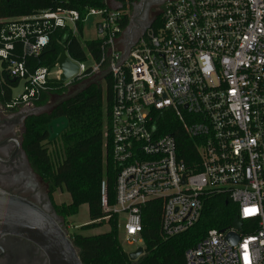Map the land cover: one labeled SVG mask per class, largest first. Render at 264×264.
<instances>
[{
	"label": "built area",
	"instance_id": "obj_1",
	"mask_svg": "<svg viewBox=\"0 0 264 264\" xmlns=\"http://www.w3.org/2000/svg\"><path fill=\"white\" fill-rule=\"evenodd\" d=\"M77 1L84 4L80 10L0 19V78L10 86L9 106H33L49 81L59 80L56 63L33 71L26 66V59L37 60L55 37L77 66L63 85L96 74L111 82L115 202L108 204L103 179L102 220L115 215L118 223L123 215L125 240L137 238L143 247L141 213L147 204L161 202L160 231L168 239L200 221L208 197L226 196L236 206L240 228L231 223L208 230L185 252V264H264V0H167L161 26H150L126 54L122 40L129 22L123 29L122 20L127 15L130 21L138 1L130 12L129 0ZM89 15L101 19L99 60L87 54L78 62L67 46L74 39L85 42ZM20 81L22 92L14 97ZM163 119L196 140L192 169L178 158L174 138L160 132Z\"/></svg>",
	"mask_w": 264,
	"mask_h": 264
},
{
	"label": "trees",
	"instance_id": "obj_2",
	"mask_svg": "<svg viewBox=\"0 0 264 264\" xmlns=\"http://www.w3.org/2000/svg\"><path fill=\"white\" fill-rule=\"evenodd\" d=\"M129 0V12L132 3ZM83 3L77 0H0V19L27 16L40 10L57 8L82 9ZM91 5V4H90ZM129 15V14H128ZM123 29L128 25L129 17H123ZM161 26L160 17L151 28ZM46 48L45 54L37 61L26 59V66L33 71L38 66L52 68L60 53L56 44ZM100 44L82 42L79 39L70 41L67 46L69 56L78 61L91 60L98 62ZM88 76L75 81L69 86L56 80L48 83V89L32 103L33 107L50 106V109L37 116H31L25 122L24 150L34 173L47 185L49 195L60 191L67 193L69 203L55 206L57 217L66 222L77 215L79 208L86 205L90 223L81 230H90L104 225L105 215L100 208V185L106 180L108 204L115 202L114 182L115 169L110 157V138L108 134V115L111 100V82L107 75L99 78ZM93 77V78H92ZM1 88L5 101L11 98L7 80L1 79ZM89 80V81H88ZM88 81L81 89L71 95L68 89ZM103 85H105L103 87ZM65 118L67 128L60 135L49 141L47 125L55 119ZM160 132L171 135L176 143L177 156L187 168L192 169L197 162L196 140L186 136L173 120L159 121ZM58 141V153H50L47 145ZM237 213L236 206L226 196L212 195L204 201L200 221L189 231L165 239L160 231L161 202L147 204L141 215V238L144 252L137 260L131 261L128 253L122 250L117 240V217L110 216L107 221L109 231L94 236L78 233L70 239L78 251L82 264H185V252L197 244L208 230H223L229 227ZM98 221V222H97Z\"/></svg>",
	"mask_w": 264,
	"mask_h": 264
},
{
	"label": "flooded vegetation",
	"instance_id": "obj_3",
	"mask_svg": "<svg viewBox=\"0 0 264 264\" xmlns=\"http://www.w3.org/2000/svg\"><path fill=\"white\" fill-rule=\"evenodd\" d=\"M166 1L142 0L137 10L131 11V32L126 37L129 43L143 33L142 27L152 26L161 16ZM1 81L0 78V190L48 210V201L51 203L48 187L34 173L24 150L25 122L35 107H10L5 101ZM41 109L42 114L50 106ZM0 264L46 262L41 251L32 243L15 236H0Z\"/></svg>",
	"mask_w": 264,
	"mask_h": 264
},
{
	"label": "water",
	"instance_id": "obj_4",
	"mask_svg": "<svg viewBox=\"0 0 264 264\" xmlns=\"http://www.w3.org/2000/svg\"><path fill=\"white\" fill-rule=\"evenodd\" d=\"M141 1L139 0L137 4L132 6V11L139 8ZM131 21L132 17H130L129 25L123 33L122 43L125 54L151 26L142 27L143 33L129 43L126 37L131 32ZM127 43L128 45L125 46ZM52 44L54 45L55 42ZM45 52L43 51L37 57V61ZM55 63L61 70L58 80L60 84H64L77 72V66L66 57L62 48H60V54ZM8 82L12 84L15 80ZM41 111V108H34L30 111L29 116H37ZM66 128L67 121L65 118L52 120L47 125L48 140H54ZM62 225V220L55 214L50 201H48V210H44L23 198L12 196L0 190V236H15L32 243L41 251L46 264H82L77 249ZM240 225L241 221L235 217L232 226L239 229ZM236 242L237 238H232V243L235 244ZM143 252L144 248L139 247L134 252L128 253V258L135 261L143 255Z\"/></svg>",
	"mask_w": 264,
	"mask_h": 264
},
{
	"label": "rangeland",
	"instance_id": "obj_5",
	"mask_svg": "<svg viewBox=\"0 0 264 264\" xmlns=\"http://www.w3.org/2000/svg\"><path fill=\"white\" fill-rule=\"evenodd\" d=\"M101 19L100 17L96 15H89L83 24V41L85 42H96L100 37L96 31V25L100 23ZM91 62H86V66H90ZM96 76L99 78L101 75L96 74ZM96 76H94L96 78ZM93 78V77H92ZM89 81V80H88ZM88 81H85L81 84H78L74 87H71L68 89V94L65 96L71 95L75 91L81 89ZM22 86L23 82L20 81L15 88L12 90V94L14 97L18 96L22 92ZM105 85H103L104 87ZM42 112V111H41ZM41 114V113H40ZM56 139V138H55ZM58 141L51 145H47V149L50 153L56 152L58 153ZM51 200L52 203L55 206H61V205H66L69 203L70 199L67 193H62L60 191H56L51 195ZM90 223V219L88 216V208L86 205H82L79 210L77 215L70 217L66 220V222H62L63 228L67 231L68 236L72 235L73 233H78L84 236H94L98 235L101 233H106L109 231V225L107 222H104V225L95 228V229H90V230H81V227L88 225ZM124 225H125V219L123 215L118 216V223H117V240L122 248L123 251L126 253H131L134 252L137 248L141 247L142 244L138 242V239L136 238L137 241L135 242H127L125 240V237L123 235L124 233ZM143 248V247H142Z\"/></svg>",
	"mask_w": 264,
	"mask_h": 264
}]
</instances>
